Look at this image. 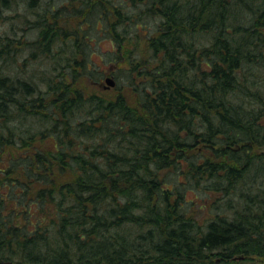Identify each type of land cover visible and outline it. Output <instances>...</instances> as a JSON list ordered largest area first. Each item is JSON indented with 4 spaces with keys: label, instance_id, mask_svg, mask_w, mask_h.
I'll use <instances>...</instances> for the list:
<instances>
[{
    "label": "trees",
    "instance_id": "obj_1",
    "mask_svg": "<svg viewBox=\"0 0 264 264\" xmlns=\"http://www.w3.org/2000/svg\"><path fill=\"white\" fill-rule=\"evenodd\" d=\"M19 1L39 3L0 0V20ZM63 1L33 19L44 90L0 48V264L264 257V0ZM99 21L111 93L79 84L103 75L77 54Z\"/></svg>",
    "mask_w": 264,
    "mask_h": 264
},
{
    "label": "rangeland",
    "instance_id": "obj_2",
    "mask_svg": "<svg viewBox=\"0 0 264 264\" xmlns=\"http://www.w3.org/2000/svg\"><path fill=\"white\" fill-rule=\"evenodd\" d=\"M38 4H33V7H30L29 9L24 5L22 1H19L18 4L14 5L13 9H10L7 13L9 15H12V18L8 19H1L0 21V32L2 34H5V36H11L14 37L13 42L11 44V48L8 49L7 46L5 47L6 43L1 44L0 48L6 49V53L11 54L13 57L11 59L12 63L14 60V72H10L12 75L17 74L18 77L32 81L33 83H37L39 86V89H45L46 87L43 85L46 81L47 77L49 76V72H52L53 68L51 67V71H49L48 63L46 62V58H42L44 55L41 53L42 44L40 43V39H38L40 36L38 35V27L37 24L33 21V19H38L39 14L42 15L43 11L46 9V6L48 7L51 5V8L54 7V5L59 4L61 2H64L63 0H38ZM21 3V4H20ZM11 12V13H10ZM29 19V21H27ZM68 19V18H67ZM78 21V18H73L68 21H62L59 26H63V33H67V31H71V29H74L76 26V23ZM11 25V27L9 26ZM148 25V24H147ZM97 27H99L98 30L95 28L92 29L91 27L88 28L89 36H92V39L89 38L87 41H90L87 46L82 47V52H78L79 54L78 58L80 56L82 57L85 52L87 53V57L92 62L98 63V71L103 73L100 82L95 83L92 75L84 74L82 75V80L79 82L84 87V90L86 91H104V92H112L114 89V85H109L105 79L108 76H113V71H116L117 65L107 63V59L109 58V52L111 53L115 49V46L113 45V42L109 35L104 33V27L105 25L101 23V21L97 22ZM64 35V34H63ZM4 36V35H3ZM67 36V34H66ZM62 43L60 41H56L52 44L53 47H58V45ZM141 46H143L142 43H140ZM63 46V53L64 55H67L68 53L71 54V49H74V47L69 44H62ZM132 44L127 46V40L123 41L120 51L118 52L120 55L124 54L126 49H130ZM45 47V46H44ZM2 49V50H3ZM9 50V51H7ZM37 53V55H34V53ZM113 52V53H114ZM125 55V54H124ZM35 56H37L35 58ZM64 58V57H63ZM52 59H50L49 65L52 64ZM63 60V59H62ZM124 62L126 60L122 58ZM64 61V60H63ZM12 67V66H11ZM50 68V67H49ZM5 71V70H4ZM7 72V70L5 71ZM113 72V73H112ZM122 78L120 77V81ZM38 89V88H37ZM36 89V90H37ZM48 143V141L46 142ZM38 146L33 145L29 146L26 151H33ZM25 150L17 151L19 154L24 152ZM7 153H3L0 155L1 157H5ZM1 166V165H0ZM164 174V172H162ZM0 177H2V174L0 172ZM189 197H192V194H188ZM202 215H204L202 213ZM236 259H239L236 258ZM247 264H264V257L252 255L249 260H247Z\"/></svg>",
    "mask_w": 264,
    "mask_h": 264
},
{
    "label": "water",
    "instance_id": "obj_3",
    "mask_svg": "<svg viewBox=\"0 0 264 264\" xmlns=\"http://www.w3.org/2000/svg\"><path fill=\"white\" fill-rule=\"evenodd\" d=\"M105 81L112 86L115 84V81L111 76L106 77Z\"/></svg>",
    "mask_w": 264,
    "mask_h": 264
}]
</instances>
